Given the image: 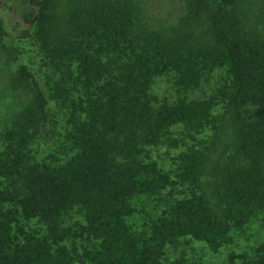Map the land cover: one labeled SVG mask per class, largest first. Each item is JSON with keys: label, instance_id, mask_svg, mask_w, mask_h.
I'll list each match as a JSON object with an SVG mask.
<instances>
[{"label": "trees", "instance_id": "16d2710c", "mask_svg": "<svg viewBox=\"0 0 264 264\" xmlns=\"http://www.w3.org/2000/svg\"><path fill=\"white\" fill-rule=\"evenodd\" d=\"M17 4L19 31L10 34L0 15V47L14 54L6 38L33 30L59 79L46 94L28 65L9 74L19 103L0 129V264H196L166 259L165 248L189 237L217 251L243 235L264 212V0H185L184 15L168 26L150 24L139 0ZM0 8L16 13L4 0ZM214 73L207 97L159 102L152 91L162 75L192 90ZM53 99L67 110L72 153L43 162L34 144ZM218 104L223 111L214 113ZM177 124L210 129L213 140L174 156L172 178L147 147ZM177 184L187 192L141 229L127 220L135 196ZM73 208L84 221L76 230L62 225ZM21 219H36L45 233ZM227 259L264 264V242Z\"/></svg>", "mask_w": 264, "mask_h": 264}, {"label": "rangeland", "instance_id": "374dc122", "mask_svg": "<svg viewBox=\"0 0 264 264\" xmlns=\"http://www.w3.org/2000/svg\"><path fill=\"white\" fill-rule=\"evenodd\" d=\"M8 5L16 7V13L8 8H0V15L5 26L12 35L19 31L16 26L17 15L22 7L18 0H4ZM141 11L145 19L152 25H173L184 15L185 0H139ZM26 38H6L8 49L14 54H8L6 49L0 47V129L9 123V115L17 108L19 101L9 88V74L15 69L17 64H26L40 81L46 94L53 93V88L59 79V73L50 67L43 54L40 52L38 43L32 35ZM15 55L16 61L12 62L11 57ZM218 73H214L210 78L205 79L200 86L192 90H183L177 87L173 80V75H162L154 80L152 91L159 102L174 101L180 97L203 98L209 96L217 86ZM223 111L222 104L214 107V113ZM66 108L60 106L58 99L49 100V121L44 123L35 141V154L39 161L58 162L63 161L72 153L65 143V121ZM210 129L192 130L183 124L171 127L162 139L147 147L151 159L157 162L158 167L169 171L172 178H175V166L173 157L179 152L188 150L191 147L210 146L213 140ZM219 149L217 142L213 145ZM218 153L221 151L216 150ZM213 158H216V154ZM187 192V186L177 184L173 187L162 189L156 196L137 195L131 200L135 211L127 220L141 229L145 223L157 217L167 203L179 198ZM157 198L160 199L158 205ZM23 227L36 232L38 235L45 233L44 226L36 219L25 221L21 219ZM83 217L79 208H73L62 216V225L78 229L83 224ZM77 238V237H76ZM76 240V239H75ZM83 241L77 239L75 244L79 246ZM260 242H264V212H260L249 225L243 235L235 237L231 244L221 246L217 251L210 250L203 241L191 239L189 237L180 238L176 245L165 248L166 259L183 256L188 261L196 264H230L228 254L230 251L249 252V249ZM251 251V250H250ZM239 264V263H236Z\"/></svg>", "mask_w": 264, "mask_h": 264}]
</instances>
